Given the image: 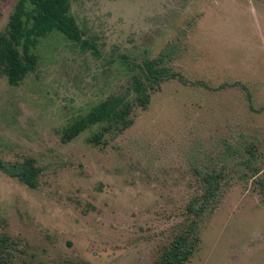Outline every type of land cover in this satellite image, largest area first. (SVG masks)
<instances>
[{"label": "rangeland", "instance_id": "obj_1", "mask_svg": "<svg viewBox=\"0 0 264 264\" xmlns=\"http://www.w3.org/2000/svg\"><path fill=\"white\" fill-rule=\"evenodd\" d=\"M17 2L0 0V31ZM71 12L94 48L55 31L19 85L0 76V160L41 167L36 188L0 170V234L17 263L157 264L196 169L231 145L235 177L186 264H264V196L237 165L255 144L264 171V0H72ZM169 43L178 76L129 129L100 144L90 138L101 125L62 139Z\"/></svg>", "mask_w": 264, "mask_h": 264}, {"label": "trees", "instance_id": "obj_2", "mask_svg": "<svg viewBox=\"0 0 264 264\" xmlns=\"http://www.w3.org/2000/svg\"><path fill=\"white\" fill-rule=\"evenodd\" d=\"M71 5L72 0H18L7 27L0 31V76H6L11 85H19L38 66L36 49L41 38L55 31L82 47L94 48L83 38L84 32L71 12ZM176 52L177 46L169 43L155 58L135 63L136 71L131 76L128 91L112 94L94 105L86 115L65 128L62 139L70 141L84 130L101 125L100 132L90 138L93 143L100 144L105 135L116 138L129 129L134 124L136 109L148 108L152 91L178 76L172 68ZM246 152L248 155L237 161V165L244 164L252 172L255 188L264 196V171L257 164L256 145H248ZM232 153L229 145L226 154L217 162L196 169L197 188L183 207L180 219L169 229L168 241L157 264H186L196 252L201 241V222L208 213L214 212L226 186L235 177L230 167ZM0 170L31 188L38 187L41 167L34 158L13 162L0 160ZM244 176L249 177V174L246 172ZM4 223L0 217V227ZM16 249L11 236L1 233L0 264H18Z\"/></svg>", "mask_w": 264, "mask_h": 264}]
</instances>
